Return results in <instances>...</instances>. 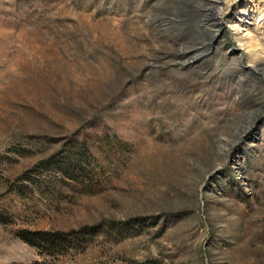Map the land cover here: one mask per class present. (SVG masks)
<instances>
[{"label":"rangeland","instance_id":"rangeland-1","mask_svg":"<svg viewBox=\"0 0 264 264\" xmlns=\"http://www.w3.org/2000/svg\"><path fill=\"white\" fill-rule=\"evenodd\" d=\"M1 218L0 264H264V0H0Z\"/></svg>","mask_w":264,"mask_h":264},{"label":"trees","instance_id":"trees-1","mask_svg":"<svg viewBox=\"0 0 264 264\" xmlns=\"http://www.w3.org/2000/svg\"><path fill=\"white\" fill-rule=\"evenodd\" d=\"M104 144H106L104 149L106 154H112L114 148H117V145L113 146V144L110 143L109 139L105 140ZM72 161L75 162L72 163L75 165H73V167L70 166L69 168H64V172L66 174H75L77 172L78 160L75 158V160ZM0 220H2V218ZM95 230L96 228L90 227L80 231H72L70 233L48 231H22L19 234V238L28 245L35 247L42 253L48 255L52 252H56V250L58 251L67 247L72 248L75 246V248H85L95 240V237L97 236Z\"/></svg>","mask_w":264,"mask_h":264},{"label":"bare ground","instance_id":"bare-ground-1","mask_svg":"<svg viewBox=\"0 0 264 264\" xmlns=\"http://www.w3.org/2000/svg\"><path fill=\"white\" fill-rule=\"evenodd\" d=\"M212 3V2H211ZM210 4V3H209ZM220 4L218 2H215V3H212V6H214L215 8L217 6H219ZM213 15V14H212ZM215 18L218 19V18H222V20H225L224 16H222L221 14L219 13H216L214 14ZM212 17V16H211ZM216 21V20H215ZM236 30H240V28L238 26L235 27ZM185 56L181 57L182 59L184 58ZM179 58V57H178ZM179 60V59H178Z\"/></svg>","mask_w":264,"mask_h":264}]
</instances>
